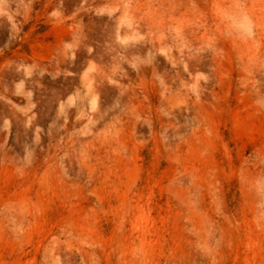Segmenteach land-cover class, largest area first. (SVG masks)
Returning a JSON list of instances; mask_svg holds the SVG:
<instances>
[{
	"label": "rangeland",
	"instance_id": "374dc122",
	"mask_svg": "<svg viewBox=\"0 0 264 264\" xmlns=\"http://www.w3.org/2000/svg\"><path fill=\"white\" fill-rule=\"evenodd\" d=\"M0 264H264V0H0Z\"/></svg>",
	"mask_w": 264,
	"mask_h": 264
}]
</instances>
